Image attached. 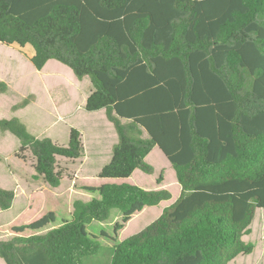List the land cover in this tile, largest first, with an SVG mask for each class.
Returning <instances> with one entry per match:
<instances>
[{
    "label": "trees",
    "instance_id": "1",
    "mask_svg": "<svg viewBox=\"0 0 264 264\" xmlns=\"http://www.w3.org/2000/svg\"><path fill=\"white\" fill-rule=\"evenodd\" d=\"M0 42L32 45L38 70L55 59L90 78L86 110L105 109L118 133L101 178L154 173L146 157L155 146L174 167L179 197L116 245L113 264H229L254 251L243 236L264 208V0H0ZM8 88L0 81V93ZM0 130L18 137V157L32 152L37 174L53 187L63 178L57 157L84 152L75 127L68 146L38 138L18 117L1 118ZM83 188L93 198L76 200L70 219L45 234L35 232L56 220L54 212L13 226L0 257L7 264H83L100 249L88 231L93 221L119 209L118 232L172 198L167 189L129 182ZM14 198L0 186L1 209Z\"/></svg>",
    "mask_w": 264,
    "mask_h": 264
},
{
    "label": "rangeland",
    "instance_id": "2",
    "mask_svg": "<svg viewBox=\"0 0 264 264\" xmlns=\"http://www.w3.org/2000/svg\"><path fill=\"white\" fill-rule=\"evenodd\" d=\"M24 50L34 52L30 44L26 45ZM55 62L41 74L31 62L17 55L15 48L0 42V81L11 82L9 91L0 95V119L20 118L16 115L13 105L35 93L38 96L37 103L25 110L22 117L32 128L36 126L38 130L36 133L42 134V138L53 137L60 146H68L69 126L74 124L82 131L84 146L83 155L76 160L58 157L57 170H61L65 177L61 186L57 188L49 185L44 178L42 182L30 179L34 172L29 165L32 164L33 154L30 151L26 152L28 164L19 160L14 154L20 148V140L12 133L9 135L0 131V151L6 158L0 161V181L9 187L6 189L17 193V201L11 209L3 210L0 207V241L14 237L13 226L31 223L50 212H54L56 220L35 233L45 234L64 220L70 219L76 200L89 201L93 198L91 193L83 188L85 186L129 182L147 190L167 189L172 192L174 198H178L181 192L175 169L159 146L154 147L147 159L155 167L154 173L148 174L137 169L128 179H104L99 176L103 166L112 157V147L118 140L116 129L104 111L86 110L84 96L93 89L90 78L78 80V86L73 87L75 75L72 70L58 61ZM71 89L78 94L74 99L77 102L76 112L71 111L72 114L66 118H59L55 104L67 99ZM73 101L70 100L69 103L72 104ZM60 111L64 114L69 112L65 107ZM143 135L148 137L145 131ZM159 175H163V183H158ZM30 183L37 188L29 197L27 188ZM96 195L98 193L94 194ZM165 206L162 203L146 207L118 232L115 231V226L122 220L119 209H113L105 221H93L88 225V231L100 242V249L96 254L84 257L83 264H113L116 245L153 222L161 215ZM250 227L252 232L244 235L243 239L255 245L254 251L251 254L238 255L229 264H264V208L256 210ZM31 233L25 231L23 235Z\"/></svg>",
    "mask_w": 264,
    "mask_h": 264
},
{
    "label": "crops",
    "instance_id": "3",
    "mask_svg": "<svg viewBox=\"0 0 264 264\" xmlns=\"http://www.w3.org/2000/svg\"><path fill=\"white\" fill-rule=\"evenodd\" d=\"M6 45V44H5ZM7 46H10V45H7ZM11 47L12 48H15V53L17 54V55H20L21 56V58H23V59H25L26 61H28V62H31L32 63V61H31V57L33 56V54H34V52H26L25 50H24V47L22 48V47H20V46H18V45H16V44H14V45H11ZM53 60V61H52ZM55 59H50L46 64H45V66L41 69V70H38L34 65H33V67L36 69V70H38L41 74H42V72H44V71H46L47 69H48V67L51 65V63L52 62H55V61H58V60H55ZM59 62V61H58ZM56 63V62H55ZM59 63H61V62H59ZM33 64V63H32ZM57 64V63H56ZM63 64V63H62ZM65 65V64H64ZM67 66V65H66ZM70 68V67H69ZM71 69V68H70ZM72 70V69H71ZM73 72V71H72ZM74 73V72H73ZM75 75V74H74ZM87 77L88 76H86V77H84L83 79H79L76 75H75V80H74V82L75 83H73L74 85H73V87H77L78 86V84H77V82H78V80H80V81H84V80H86L87 79ZM77 78V79H76ZM6 82V81H5ZM6 83H8V85H9V87H10V85H11V82L10 81H8V82H6ZM93 85V84H92ZM94 90V87H93V89L90 91V93L89 94H82V95H85L84 97H85V101L87 102V98L89 97V95L91 94V92ZM9 91V88H8V90L6 91V92H4V93H0V95H3V94H5V93H7ZM79 91V90H78ZM79 93V92H78ZM31 94H34L35 95V99L33 100V101H31L26 107H24V108H20V109H17L16 110V115H18L19 117H20V119L27 125V128H28V130L32 133V134H34L35 136H37L38 138H42V134H38V133H36L38 130L36 129V126H34L33 128H32V126H30V124L22 117V113L25 111V110H27V109H29L31 106H33L34 104H36L37 103V101H38V96L35 94V93H31ZM81 94V93H80ZM78 96V94L76 95L75 94V92H74V90L73 89H71L70 90V93L67 95V99H65L63 102H59L58 104H55L56 106H55V110L56 111H58V114H59V118L61 117V118H66L67 116H69V115H71L72 114V112L73 113H75L76 112V109H75V103H77V102H75V98ZM73 101V102H71L72 104H70L69 103V101ZM63 107H65L66 109H67V111H69L68 113H66V114H64L63 112H61L60 111V109H62ZM74 108V109H73ZM72 111V112H71ZM98 111V110H97ZM100 111H104V114L106 115V111H105V109H101ZM106 117H107V115H106ZM108 119V118H107ZM126 119H124V121H125ZM112 123V122H111ZM70 129H69V139H70V130H71V128L72 127H75V128H78L77 126H75L74 124H70ZM79 129V128H78ZM80 130V129H79ZM1 131V133H4V134H9V135H11L10 133V131H2V130H0ZM81 131V130H80ZM117 132V131H116ZM146 132V131H145ZM1 133H0V135H1ZM81 133H82V131H81ZM147 133V132H146ZM13 134V133H12ZM8 135V136H9ZM117 135H118V133H117ZM147 135H148V133H147ZM144 136V135H143ZM149 136V135H148ZM18 138V137H17ZM44 138V137H43ZM52 139H53V141H54V138L52 137ZM82 141H83V134H82ZM55 142V141H54ZM117 142H118V140H117ZM116 142V143H117ZM56 143V142H55ZM21 146V145H20ZM114 146V145H113ZM112 149H113V147H112ZM19 150V149H18ZM162 151V150H161ZM31 152V151H30ZM163 152V151H162ZM16 153H17V151L15 152V154H14V156L15 157H17L19 160L21 159V160H23L24 161V163H26V164H28V162H27V160H28V158H26V159H22V158H20V157H18L17 155H16ZM32 153V152H31ZM113 153V152H112ZM151 153V152H150ZM164 153V152H163ZM150 155V154H149ZM149 155L146 157V160L148 159V157H149ZM59 157V156H58ZM58 157H57V162H58ZM67 158V157H66ZM80 158V157H79ZM111 158L112 157H110V160H111ZM71 159V158H70ZM78 159V158H77ZM1 160H6V158L4 157V155H3V153L0 151V161ZM74 160H76V159H74ZM110 160H109V162H110ZM108 162V163H109ZM35 164H36V158H35V156L33 155V159H32V164H29L30 166H31V168H33V170H34V172H33V174H32V176H31V178L30 179H33V180H40V182H42V179H43V177L41 176V175H38L37 174V172H36V169H35ZM14 170V169H13ZM137 170V169H136ZM135 170V171H136ZM134 171V172H135ZM37 175V178L35 177ZM64 177H65V175H63V178H62V181H63V179H64ZM104 179H114V178H104ZM128 179V178H127ZM164 182V179H163V181L161 182V183H163ZM62 184V183H61ZM180 184V183H179ZM0 186H2L3 188H9L4 182H2V181H0ZM61 186V185H60ZM59 186V187H60ZM35 188H37V187H35V185H32V183H30L29 185H28V188H27V190H28V192H29V197H30V195L31 194H33V193H35L34 191V189ZM58 188V187H57ZM36 190H38V189H36ZM172 193V192H171ZM174 195L172 194V198L171 199H169V200H165V201H162L160 204H162V203H164L166 206H169L170 204H172L176 199H177V197L176 198H174ZM16 201H17V193H15V198H14V202H13V205H12V207L14 206V204L16 203ZM167 203V204H166ZM165 206V207H166ZM11 207V208H12ZM164 207V208H165ZM10 208V209H11ZM9 210V209H8ZM131 221V220H130ZM14 235V234H13ZM16 235V234H15ZM14 235V236H15ZM0 264H7L6 262H5V260L2 258V257H0Z\"/></svg>",
    "mask_w": 264,
    "mask_h": 264
}]
</instances>
